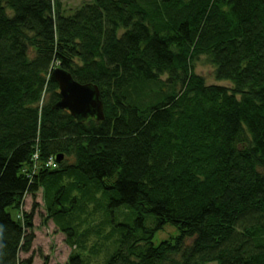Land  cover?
<instances>
[{
  "label": "trees",
  "instance_id": "16d2710c",
  "mask_svg": "<svg viewBox=\"0 0 264 264\" xmlns=\"http://www.w3.org/2000/svg\"><path fill=\"white\" fill-rule=\"evenodd\" d=\"M200 57L231 89L194 73ZM56 68L98 87L102 122L52 109ZM261 170L264 0H95L68 17L60 0H0V264H32L36 208L18 215L40 191L68 243L76 194L137 214L105 264H264ZM166 226L178 236L154 247Z\"/></svg>",
  "mask_w": 264,
  "mask_h": 264
},
{
  "label": "rangeland",
  "instance_id": "374dc122",
  "mask_svg": "<svg viewBox=\"0 0 264 264\" xmlns=\"http://www.w3.org/2000/svg\"><path fill=\"white\" fill-rule=\"evenodd\" d=\"M63 16H71L83 5L92 4L95 0H60ZM194 73L204 78L207 86H221L231 89L227 82H217L214 78V67L208 58L200 57L193 63ZM163 81L166 78L162 79ZM157 90V88H153ZM146 93V90H144ZM144 103H151L152 99L142 97ZM264 175V170L260 171ZM79 200V205H75L72 214L64 215L63 223L69 222L75 229V235L71 242H67V235L64 234L53 220L47 219L46 209L42 198V192H39L36 203L35 200H28L20 208V212L30 213L33 208L36 210V232L38 234L34 244L35 249L32 253L23 254L21 257H32L34 264H66L68 258L73 254L82 256L85 264H105L106 261L117 251V240L121 238L116 225L130 226L137 218V214L132 210L119 207H110V198H100L99 203L92 205H83L80 202V196L75 195ZM29 209L25 210L24 206ZM79 208H76V207ZM27 211V212H25ZM38 211V212H37ZM15 211H10L12 218L15 219ZM37 212V213H36ZM156 221L152 216L145 218V227L152 229ZM34 227V226H33ZM177 229L166 226L162 231L157 232L152 240L154 247L161 242L170 241L178 236Z\"/></svg>",
  "mask_w": 264,
  "mask_h": 264
},
{
  "label": "water",
  "instance_id": "95a60500",
  "mask_svg": "<svg viewBox=\"0 0 264 264\" xmlns=\"http://www.w3.org/2000/svg\"><path fill=\"white\" fill-rule=\"evenodd\" d=\"M49 81L58 88L59 101L53 105V110L66 111L78 124L89 119L104 120L103 101L96 85L80 84L60 68L52 70ZM60 161L61 156H57L56 162Z\"/></svg>",
  "mask_w": 264,
  "mask_h": 264
},
{
  "label": "crops",
  "instance_id": "0c3cea01",
  "mask_svg": "<svg viewBox=\"0 0 264 264\" xmlns=\"http://www.w3.org/2000/svg\"><path fill=\"white\" fill-rule=\"evenodd\" d=\"M39 196V193L36 195V203L37 204H39L38 203V201H37V197ZM28 200H32V198L30 197V196H26V198L24 199V203H26ZM24 205V204H23ZM24 209L25 210H28L29 209V206L28 205H25L24 206ZM25 212H27V211H25ZM38 212V211H37ZM36 212V213H37ZM36 215L37 214H35V216H34V219H33V226H34V230H33V233H34V236H35V239H34V241H33V244H32V248H31V253H32V251L35 249V244H34V242H35V240H36V238H37V236H38V234H37V230H36V223H35V221H36ZM21 255H23V254H20L19 255V258L21 259V260H24V259H27V258H24V257H21ZM32 264H34V263H32Z\"/></svg>",
  "mask_w": 264,
  "mask_h": 264
},
{
  "label": "built area",
  "instance_id": "2783aa9c",
  "mask_svg": "<svg viewBox=\"0 0 264 264\" xmlns=\"http://www.w3.org/2000/svg\"><path fill=\"white\" fill-rule=\"evenodd\" d=\"M32 161L33 162H37L38 161V154L37 153H34L33 155H32ZM45 167H46V169H56V163H55V161L52 159V157H50L49 159H48V161L45 163V165H44Z\"/></svg>",
  "mask_w": 264,
  "mask_h": 264
}]
</instances>
